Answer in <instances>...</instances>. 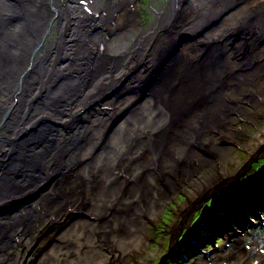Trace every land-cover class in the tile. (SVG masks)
<instances>
[{"label":"bare ground","instance_id":"bare-ground-1","mask_svg":"<svg viewBox=\"0 0 264 264\" xmlns=\"http://www.w3.org/2000/svg\"><path fill=\"white\" fill-rule=\"evenodd\" d=\"M137 1L0 0V255L40 253L76 220L112 253L142 246L195 175L212 169L192 204L236 180L221 141L250 128L244 102L264 103V0H155L148 27Z\"/></svg>","mask_w":264,"mask_h":264},{"label":"rangeland","instance_id":"rangeland-1","mask_svg":"<svg viewBox=\"0 0 264 264\" xmlns=\"http://www.w3.org/2000/svg\"><path fill=\"white\" fill-rule=\"evenodd\" d=\"M154 1H137L143 27L151 25L153 18L150 12L152 5L155 4ZM155 2L157 4V1ZM250 51L252 50L250 49ZM261 100L264 101V96ZM257 104L256 102L254 104L244 102L243 104L247 108H244L246 111L250 112L252 109L253 112H256L252 115V121H249L250 130L243 127L239 135L232 136L233 142L232 140L227 141L228 143L221 141V144L226 143L231 158H227L219 166L231 171L237 170L236 180L234 181L233 176L228 181H232V184L223 187L224 189L219 188L205 196L200 202L192 204V194L189 190L191 188L195 189L200 181L199 179L207 176L209 172L211 173L212 169H204L200 175H195L191 183L192 186L177 191L176 197L167 202L161 213H159L160 217L156 221L150 220L148 228H143L144 241L141 240L143 243H138L142 246L134 244L129 248L123 247L122 249L115 244L112 253L109 244L113 242V239L103 235V231H100L99 236L96 235L92 227L88 230H86L87 228L80 229L81 225L78 226L76 220L74 223L77 225H74V223H72L73 225L71 223V225H64L58 231L56 237L54 236L53 241H50V245H48L49 243H43V246H48L42 252L36 254L29 251L25 254V247L21 246L16 251L10 246L11 253L5 252L0 255L1 259H14V262L19 259L20 264H200L201 262L207 264V260L210 262L209 260L215 259L216 256L213 254L210 257H205L206 260L203 258V254L209 252L211 254L219 248L222 260L227 262L224 264H263L264 229L260 228L261 220H258V215L261 214V217L264 215V148L257 156L253 158L249 156L250 146L262 142V139L257 135L264 130V103ZM233 115L236 119L241 118L240 113L236 111ZM48 188L50 189V187ZM32 201V204L37 202L36 198H32ZM16 205L19 204L16 203ZM7 210H9V207H7ZM9 211L11 212V210ZM16 212L17 210L9 217H13ZM82 222L86 223L85 220L78 223L82 224ZM75 226L76 229H73ZM94 226V229L99 228V225ZM72 230L81 233L92 231L93 233L88 234L89 236L76 234L78 239L74 235V237L66 239L67 241L62 243L61 239H65L63 235L67 233L66 231L70 232ZM24 232L25 228L20 227L17 234L22 237ZM58 234L59 236H57ZM228 234L239 236L232 241L233 243L229 244L228 250L223 251L225 245L230 241L225 243L224 238ZM22 238V242L26 241L25 237ZM132 239L135 240V238ZM238 241V245L241 246L243 252L237 254L235 243ZM17 244L19 245V243ZM50 257H52V261H49ZM6 263L11 264L9 261Z\"/></svg>","mask_w":264,"mask_h":264}]
</instances>
